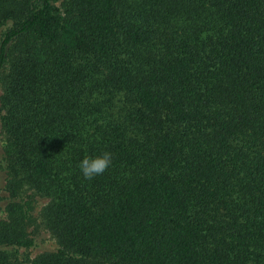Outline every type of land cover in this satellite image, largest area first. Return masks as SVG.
<instances>
[{
    "label": "trees",
    "instance_id": "16d2710c",
    "mask_svg": "<svg viewBox=\"0 0 264 264\" xmlns=\"http://www.w3.org/2000/svg\"><path fill=\"white\" fill-rule=\"evenodd\" d=\"M1 27V244L39 199L34 264H264V0H0Z\"/></svg>",
    "mask_w": 264,
    "mask_h": 264
},
{
    "label": "rangeland",
    "instance_id": "374dc122",
    "mask_svg": "<svg viewBox=\"0 0 264 264\" xmlns=\"http://www.w3.org/2000/svg\"><path fill=\"white\" fill-rule=\"evenodd\" d=\"M4 27L0 28V35ZM3 142V136L0 134V150ZM5 173L0 169V228L4 223L11 226L15 221L10 222L6 215V204L8 195L4 190ZM29 192L23 193L24 200H27ZM31 199V198H30ZM29 200V199H28ZM28 202V203H27ZM45 203L43 200L31 199L25 201L24 208L27 213L18 214L17 225H15L16 234H21L23 238H30L33 244L29 247L17 246L15 244L0 243V263L1 264H34L38 255L51 253L58 247L57 242L48 228L44 225L41 218V207ZM13 234L10 231V235Z\"/></svg>",
    "mask_w": 264,
    "mask_h": 264
},
{
    "label": "clouds",
    "instance_id": "9594fccd",
    "mask_svg": "<svg viewBox=\"0 0 264 264\" xmlns=\"http://www.w3.org/2000/svg\"><path fill=\"white\" fill-rule=\"evenodd\" d=\"M113 164V154L103 152L95 157H85L79 164V168L85 179L91 180L104 174Z\"/></svg>",
    "mask_w": 264,
    "mask_h": 264
}]
</instances>
